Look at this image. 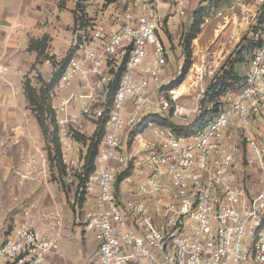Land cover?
I'll return each instance as SVG.
<instances>
[{
  "label": "built area",
  "instance_id": "obj_1",
  "mask_svg": "<svg viewBox=\"0 0 264 264\" xmlns=\"http://www.w3.org/2000/svg\"><path fill=\"white\" fill-rule=\"evenodd\" d=\"M169 2L173 20L188 0ZM110 15L77 28L48 95L66 148L82 119L103 129L83 223L95 231L97 264H264V25L251 34L259 44L248 72L208 103L204 127L143 136L145 117L175 98L160 92L157 0H119ZM58 248L50 229L17 221L0 264H53Z\"/></svg>",
  "mask_w": 264,
  "mask_h": 264
},
{
  "label": "rangeland",
  "instance_id": "obj_2",
  "mask_svg": "<svg viewBox=\"0 0 264 264\" xmlns=\"http://www.w3.org/2000/svg\"><path fill=\"white\" fill-rule=\"evenodd\" d=\"M263 3L264 0H231L229 5L209 11L193 28V15L191 19L189 17L183 25L181 40L172 42L165 53L166 63L160 75V92L165 97L169 98L171 91L176 96L174 90L181 85L186 89L171 101V107L159 116L160 119L153 120L150 126L141 127L143 136H148L154 127H169L174 132H183L185 128H193L191 124L199 115L205 113V119L210 117L208 103L202 102L201 96L204 97L210 86L216 84L219 88L222 79L228 82L230 74L243 77L248 72L253 50L250 38L251 34L258 33ZM192 30L195 31L194 37L186 45L185 36ZM61 65L63 67L64 60ZM39 75L26 77L36 90L40 87L37 79L41 80L42 76ZM46 105L48 108V97ZM46 115L45 112L46 129L51 131L55 123L51 124ZM165 121L170 126L165 125ZM4 136L2 145L9 140L7 131ZM57 136L60 154L55 151L56 144L50 138L42 146L44 182L31 176L35 171L7 170L4 167L7 165L5 156L0 155V236L8 233L16 221H26L38 227L45 220L42 213H52L54 208L57 209L55 205L60 207L61 213H78L83 218L86 208L85 172L94 165V158L93 162L87 158L94 150L98 130L96 128L90 133L74 131L69 139V143L76 146L74 153L66 151L64 154V140L59 134ZM45 194L54 202L43 200Z\"/></svg>",
  "mask_w": 264,
  "mask_h": 264
},
{
  "label": "crops",
  "instance_id": "obj_3",
  "mask_svg": "<svg viewBox=\"0 0 264 264\" xmlns=\"http://www.w3.org/2000/svg\"><path fill=\"white\" fill-rule=\"evenodd\" d=\"M118 1L0 0V155L5 156L7 170L35 171L31 176L44 182L45 159L41 156L44 137L26 98L24 81L27 76L40 74L41 80L37 82L40 85L48 82L50 75L62 69V61L71 49L77 28H86L88 23L100 20L108 22L112 4ZM203 3L204 0H188L184 13L172 20L169 19L173 10L169 0H157L160 25L156 35L166 52L172 42L181 40L183 25ZM32 41H45L41 54L29 48ZM82 123V133L94 130L90 121L82 119ZM5 131L9 140L2 145ZM62 148L64 154L66 151L74 153L76 146L69 149L63 145ZM96 194L97 186L87 184L83 218L78 213H61L60 207L55 205L57 209L52 213H42L45 220L41 225L30 224L38 230L50 229L57 237L59 248L50 255L53 264H97L95 231L83 229L86 212ZM43 200L54 202L48 194ZM10 230L0 236V243Z\"/></svg>",
  "mask_w": 264,
  "mask_h": 264
},
{
  "label": "trees",
  "instance_id": "obj_4",
  "mask_svg": "<svg viewBox=\"0 0 264 264\" xmlns=\"http://www.w3.org/2000/svg\"><path fill=\"white\" fill-rule=\"evenodd\" d=\"M231 2V0H204V3L199 5L194 11H193V22L191 27L193 28L194 25L197 24V22L205 15L207 14L209 11H213L215 9H218L221 5H229ZM264 25V3L261 6V13L259 15V20H258V28H261ZM195 34V31L192 30L190 33H187L185 36V41H186V45H188L190 43V41L193 39ZM252 36V35H251ZM250 42L252 43V48H254L255 46H257L259 44V41L254 40L253 37L250 38ZM45 47V41H41V42H36V41H32L29 48L30 49H35L39 51V54H41L43 52V49ZM61 69L58 72H55L52 76V78L50 79V81L48 82H41L40 87L36 90L33 87H31L30 82L28 81V79H25L24 81V92L26 95V98L28 100L29 106L32 108V111L35 113L36 119L38 121V124L42 130L43 133V137H44V141L47 143L48 142V138H50L51 141H54L56 144L55 147V151L60 154V145L57 142L58 139V128L57 126L54 124V118L50 112V110L47 108L46 105V99L48 97L49 91L53 88L55 81L60 73ZM229 81L225 83L226 80L222 81L219 84L220 87L217 88V85L215 84L214 87L210 86L205 92H204V97L202 98V102H212L216 99V97H218L222 92H224L226 89L239 84L243 77H238L234 74H230L229 75ZM116 87L113 86L112 90H114V88ZM217 88V89H216ZM33 106L35 108H33ZM46 112V116L47 118L50 119V123L54 124V127L51 131H48L45 125V121H47L44 117V114ZM204 114L199 115L198 117L195 118L194 122L191 124V126H193V128L188 129L185 128L182 131L183 132H190V131H195L198 129H201L202 127H204L206 125V123L209 121L210 118H204ZM161 115L157 114V113H152L149 114L145 117L143 124L140 126V128L138 130H141V127H145L149 122H153V120L156 119H160L161 117H159ZM165 125L170 126V124L166 123V121L164 122ZM103 129L100 128L98 130V139L97 142L95 143L94 146V150L92 151V153L89 154V157L87 158L89 162H93V158H95L96 155V151H97V144L99 141V138L102 134ZM177 132H181V131H177ZM88 163V162H87ZM94 165H91V167H88L86 169L85 172V176L87 177L89 175V173L93 170ZM85 177V178H86Z\"/></svg>",
  "mask_w": 264,
  "mask_h": 264
},
{
  "label": "bare ground",
  "instance_id": "obj_5",
  "mask_svg": "<svg viewBox=\"0 0 264 264\" xmlns=\"http://www.w3.org/2000/svg\"><path fill=\"white\" fill-rule=\"evenodd\" d=\"M185 89H186V86H184V85H183V86L181 85L180 87L176 88V89L174 90V92H175V94H176L175 97H177V96L183 94L184 91H185Z\"/></svg>",
  "mask_w": 264,
  "mask_h": 264
}]
</instances>
